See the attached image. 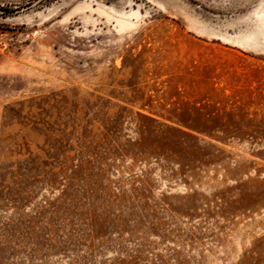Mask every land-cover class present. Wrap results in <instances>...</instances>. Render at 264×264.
Here are the masks:
<instances>
[{"label":"rangeland","instance_id":"374dc122","mask_svg":"<svg viewBox=\"0 0 264 264\" xmlns=\"http://www.w3.org/2000/svg\"><path fill=\"white\" fill-rule=\"evenodd\" d=\"M0 264H264V0H0Z\"/></svg>","mask_w":264,"mask_h":264}]
</instances>
